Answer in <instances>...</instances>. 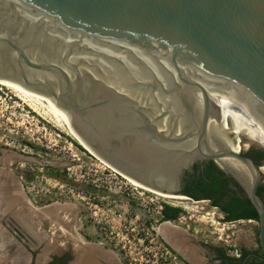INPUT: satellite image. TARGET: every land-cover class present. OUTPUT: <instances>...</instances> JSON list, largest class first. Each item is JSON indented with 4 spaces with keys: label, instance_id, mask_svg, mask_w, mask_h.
<instances>
[{
    "label": "water",
    "instance_id": "1",
    "mask_svg": "<svg viewBox=\"0 0 264 264\" xmlns=\"http://www.w3.org/2000/svg\"><path fill=\"white\" fill-rule=\"evenodd\" d=\"M0 81L53 99L98 158L162 194L188 197L196 159L241 161L264 248L260 172L209 96L233 94L264 129V0H0Z\"/></svg>",
    "mask_w": 264,
    "mask_h": 264
},
{
    "label": "rangeland",
    "instance_id": "2",
    "mask_svg": "<svg viewBox=\"0 0 264 264\" xmlns=\"http://www.w3.org/2000/svg\"><path fill=\"white\" fill-rule=\"evenodd\" d=\"M0 135L6 137L11 145L4 146L0 143L2 148L32 159L20 161L18 167H21L22 174L20 172L18 176L23 175L27 180L36 177L37 189H44V192L49 189L52 200L47 199L46 203L72 202L79 206L83 212L79 216L80 224L84 223L82 231L87 234L90 232L94 241L110 244L108 248L119 253L130 264H174L175 258L178 264H190L185 257L182 258L173 250L175 247L172 244L173 248L167 244L166 234L170 230L180 233L187 243L189 237L185 233L207 245L217 243L228 249L234 245L233 226L224 223L218 210L212 208L207 201L197 202L189 197L185 201H172L141 189L138 193L133 191L136 199L124 200L122 196H126V186L96 174L100 162L82 154L84 150L79 148L81 144L63 123L57 122L45 106L30 98H22L3 84H0ZM99 178L101 180L97 181ZM94 181H97V185L103 184L108 188L111 186L110 192L104 188L102 191L97 189ZM54 186L57 188H53ZM61 186L63 188L59 191ZM120 186L124 188L120 190ZM67 189H73L76 194L82 195L83 192L84 195L106 197L103 198L106 210L87 218L95 211L90 209V200L71 199L67 195ZM165 206L182 210L180 217L176 221H170V225L162 220ZM119 211L125 213L127 222L118 219ZM83 216L87 218L85 221ZM85 222L89 224L86 225ZM101 227H105V231ZM198 249L203 254L208 253L200 245Z\"/></svg>",
    "mask_w": 264,
    "mask_h": 264
},
{
    "label": "flooded vegetation",
    "instance_id": "3",
    "mask_svg": "<svg viewBox=\"0 0 264 264\" xmlns=\"http://www.w3.org/2000/svg\"><path fill=\"white\" fill-rule=\"evenodd\" d=\"M229 136L240 143L242 148L238 153L259 170L261 178L256 194L264 205V144L239 134L230 133ZM27 159L32 160L0 146V245L4 246L5 258L13 260L12 264H127L119 253L108 248V244L94 241L90 232L82 231L84 223L80 224L79 216L83 212L79 206L58 201L34 203L29 199L20 182L21 175H17L21 172L20 161ZM221 162L194 160L181 171L178 193L187 196L195 192L200 197L197 202L207 201L217 209L222 221L234 228V245L230 249L217 243L207 245L183 231L189 237L190 246L197 250L195 255L186 254L180 246L175 249L177 246L169 238L167 244H172L173 250L190 264H264L260 218L245 185L252 176L247 166L237 159ZM206 169L213 175V180L207 182L210 193L198 188L199 177ZM223 207H229L236 218L226 220L228 215ZM198 245L206 248L208 253L203 254Z\"/></svg>",
    "mask_w": 264,
    "mask_h": 264
},
{
    "label": "bare ground",
    "instance_id": "4",
    "mask_svg": "<svg viewBox=\"0 0 264 264\" xmlns=\"http://www.w3.org/2000/svg\"><path fill=\"white\" fill-rule=\"evenodd\" d=\"M0 84H3L5 86L11 88L12 90H14L16 93H18L24 99L30 98V100H33L35 103L45 106L47 108L48 112L55 118V120L57 122L63 123L67 127V129L69 130V133L81 144V145L79 144L81 147H83L90 154L94 155V157L98 158L89 149V147L84 143V141L80 138V136L73 129L69 114L66 111H63L62 109H60L56 105V103L53 99H51L45 95H42L40 93L29 90V89L25 88L24 86H22L18 83L11 82V81H0ZM209 96L212 99V101L215 102L216 105H218V107L221 110V121L219 122V127L221 129L225 143L228 144L232 150H234L235 152H239L242 147L240 146V143L238 142V140L236 142L235 139L233 140L230 138V136H229L230 133L234 134L236 136L238 134L243 135V136L248 137L251 141L258 140L260 142V144L261 143L264 144V129L258 123V121L255 119L253 114L247 109V107L238 98H236L233 94L228 93L222 89L210 90ZM98 159L102 163H104L106 166L110 167L107 163L102 161L100 158H98ZM235 166H237V165H235ZM263 171H264V168H263ZM123 176L126 179H128L129 182L132 183L134 186H137L138 188H140L144 191L151 192L155 195L161 196L165 199H169L172 201H185V200H187L186 197H182V196H171V195L162 194L158 191H155L151 188H148V187L136 182L135 180L131 179L130 177H128L124 174H123ZM57 211H58V209H57ZM166 224L168 225V223H166ZM162 227H163V225H162ZM169 227H171V226H169ZM171 231L172 230H170L169 231L170 233H168L166 235L171 240V242H173V245L174 246L176 245L178 247L177 249H179L181 247L182 249L180 248V250H183L188 255H190V254L195 255L196 254L194 252L195 251L194 248H192L188 244L189 242L187 243L186 239H184V237L181 236L180 233L178 234L175 231H172V232ZM3 250H5V249H3ZM19 263H20V261H19ZM6 264H12V263L10 261H8Z\"/></svg>",
    "mask_w": 264,
    "mask_h": 264
},
{
    "label": "built area",
    "instance_id": "5",
    "mask_svg": "<svg viewBox=\"0 0 264 264\" xmlns=\"http://www.w3.org/2000/svg\"><path fill=\"white\" fill-rule=\"evenodd\" d=\"M59 136V135H58ZM0 143L3 144L4 146H11L9 145V142L7 140L6 137L0 135ZM79 148H83V147H79ZM84 152L82 153L84 156H87L88 158L90 159H96L97 161L100 162V164L102 166H104L103 168L101 167V165L99 164L100 167H98V169L95 171L96 174H100L102 176H104L105 178L109 179L110 181H118L120 182L121 184H124L125 187V192H126V196H122V198L124 200H127V199H136L137 196L134 195L133 191L135 190L136 193H138V190L140 188H138L137 186H134L132 183L129 182L128 179H126L122 173H120L119 171H117L116 169L112 168L111 166L108 167L106 166L104 163H102L98 158L94 157V155L90 154L88 151H86L84 148H83ZM33 170V169H31ZM101 178L97 179V181H100ZM97 181H94V186L97 187V189H101V191L103 190L102 188L104 189H107L109 192H110V188L111 186H109V188L106 186V185H103V184H99L97 185L96 182ZM20 182H22V185H23V188H24V191L26 193V195L29 197V199L34 202V203H37V202H47V199L49 200H52V192L49 191V189H46V191L44 192L43 190L44 189H37V185H35V183L37 182L36 180V177H34V179L32 180H27L26 177H24L23 175H21L20 177ZM56 182V181H54ZM87 184H89L87 182ZM53 188H57V186H54ZM62 186L59 189L62 190ZM120 190L123 189L124 187L123 186H120L119 187ZM142 190V189H141ZM144 191V190H142ZM120 192V191H119ZM50 194V195H49ZM54 194V193H53ZM141 195H143L144 193H139ZM67 195L68 196H71L69 198L71 199H74L76 200L77 198H81L82 200H84L85 198L89 199L90 200V204L91 208H93L95 211H93V214H89V216H86L87 218H91L92 216H96L98 214V212H101L103 213V210H106L105 209V203L103 202V200L106 198V197H97V196H92V195H84V193L82 192V196L81 194H76L75 191L73 189H67ZM67 196V197H68ZM104 198V199H103ZM72 203V202H71ZM84 204V203H83ZM129 204V202H128ZM160 209H163L162 207H160ZM88 211V210H87ZM89 212V211H88ZM120 213L118 214V219L120 220H125V222H127V218L125 217V213L123 214L121 211H119ZM161 213V212H159ZM104 215V214H103ZM116 215V214H115ZM117 217V216H116ZM99 224L101 223V221L98 222ZM101 230H104L105 231V227H101L100 228ZM108 244V243H106ZM110 246V244H108ZM124 260L126 261V259L124 258ZM177 258H175V262L174 264H178L176 262ZM127 264H130L126 261ZM185 264V263H184Z\"/></svg>",
    "mask_w": 264,
    "mask_h": 264
},
{
    "label": "trees",
    "instance_id": "6",
    "mask_svg": "<svg viewBox=\"0 0 264 264\" xmlns=\"http://www.w3.org/2000/svg\"><path fill=\"white\" fill-rule=\"evenodd\" d=\"M262 155V154H261ZM213 175H211V172L209 169H206L205 170V173L199 177V185H198V188L202 189L203 192L205 193H210V183H207L209 180H213L212 177ZM191 177V179H195L194 176H189ZM194 181V180H192ZM207 186H206V185ZM210 195V194H208ZM188 197L192 198L194 201H198L200 200V197L199 196H196L195 192H192V193H189V195H187ZM216 204V203H214ZM215 206V205H214ZM223 210L224 212L227 213V217H226V220H232L234 218H236V216H234L232 213H231V209L229 207H223ZM163 218L162 220L164 222L166 221H176L179 217H180V214L182 213V210L180 208H176V207H172V206H165L164 207V210H163ZM227 259V258H226Z\"/></svg>",
    "mask_w": 264,
    "mask_h": 264
},
{
    "label": "crops",
    "instance_id": "7",
    "mask_svg": "<svg viewBox=\"0 0 264 264\" xmlns=\"http://www.w3.org/2000/svg\"><path fill=\"white\" fill-rule=\"evenodd\" d=\"M0 249L3 250L4 249V246L3 245H0ZM8 261H10L11 263H14L13 260H10L9 258L6 259L5 258V255H3V256L0 257V264H6Z\"/></svg>",
    "mask_w": 264,
    "mask_h": 264
}]
</instances>
